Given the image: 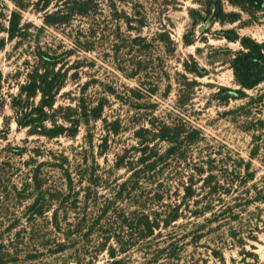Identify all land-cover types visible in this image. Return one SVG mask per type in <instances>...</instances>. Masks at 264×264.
<instances>
[{
    "label": "rangeland",
    "instance_id": "374dc122",
    "mask_svg": "<svg viewBox=\"0 0 264 264\" xmlns=\"http://www.w3.org/2000/svg\"><path fill=\"white\" fill-rule=\"evenodd\" d=\"M98 1L99 9L91 18L73 17L63 25L47 27L42 14L36 12L37 0H31L34 4L22 11L23 38L6 40L0 51V259L5 264H75L80 253L83 261L77 264L88 260L106 264L107 248L118 251L120 244H134L120 254L132 264H264V98L258 100L264 84L246 91L242 100L226 98L229 93L224 88H237L228 62L240 45L223 37L232 29L263 42L264 4L247 13L221 0L223 11L236 13L239 19L208 25L200 22L194 29L193 45L186 47L183 36L192 23L189 10L205 16L203 0ZM13 9L10 0H0L2 15L8 16ZM49 10H55L54 1ZM127 20H131L130 26ZM138 20H143V27ZM0 36L6 38L5 33ZM37 46L58 58V67L67 73L56 106L74 108L82 100L92 108L104 102L101 119L81 124L73 138L29 136L14 121L12 98L24 82L25 64L32 62ZM186 65H197L202 76L188 73ZM250 98L254 100L250 102ZM150 110L161 117L175 113L201 130L202 141L191 149L193 161L204 166L211 161L220 184L211 195L216 221L207 220L209 213L197 217L188 211L205 206L208 200H200L197 207L193 203L208 190L201 191L199 183L196 188L202 195L183 209L180 219L156 232L150 241H141L135 225L125 226L123 221L133 211L140 212L141 207L132 201H146L156 184L146 174L135 192L126 190L117 197L119 184L131 172L128 165L118 169L115 164L122 155L128 163L138 158L132 149L138 147L135 132L147 127ZM155 144L159 150L166 148L165 143ZM254 151L256 156L251 157ZM241 160L243 165L250 162L248 173L253 174L244 183L241 178L248 173ZM64 171L78 192L75 210L72 199H65ZM36 173L40 190L35 189ZM182 173L185 178L193 174L184 165L171 162L159 178L171 175L177 180ZM170 193L182 194L174 181ZM134 194L136 198H132ZM172 201H150L149 213L164 216L171 210L165 204L172 205ZM34 202L36 209L44 211L42 215L30 216ZM106 207L109 211L101 217ZM55 209L60 218L68 212L62 221L65 231L76 225L81 229L72 235L75 247L49 256L48 240L54 234L49 220ZM90 228L93 233L88 235ZM107 237L105 250L98 251ZM148 243L150 249L145 248ZM167 244L172 246L169 250L177 249L179 258L165 254L155 261L156 249ZM33 255H38L35 262L29 259Z\"/></svg>",
    "mask_w": 264,
    "mask_h": 264
},
{
    "label": "trees",
    "instance_id": "16d2710c",
    "mask_svg": "<svg viewBox=\"0 0 264 264\" xmlns=\"http://www.w3.org/2000/svg\"><path fill=\"white\" fill-rule=\"evenodd\" d=\"M14 9L9 11L8 16L0 13V34L5 33L6 38L0 36V51L4 48L6 40L13 41L17 38H23V28L21 26L22 11H26L31 3V0H10ZM55 2V10H49L52 2ZM205 6L202 16L198 10L190 9L189 15L192 20L191 30L183 36V44L188 47L194 43V29L200 22L209 23H233L239 19L236 13H225L221 7V0H203ZM232 6L240 10L250 13L259 10L264 4V0H226ZM36 12L42 14V23L47 27H55L68 23L73 17L91 18L99 9L98 0H37ZM6 22V24H5ZM130 26L131 20L126 21ZM138 26L143 27V20L137 21ZM224 39L228 42H238L240 49L231 55L229 59V67L232 71L233 81L236 89L231 90L224 88L229 94L226 98H234L242 100L247 97L246 91L254 90L261 84H264V41L258 42L248 36H240L235 30H227L223 33ZM58 58L48 54L41 47L37 46L32 55V62L27 61L25 64L24 82L18 86L16 96L12 98L10 108L14 113V121L19 128L27 130L29 136H43L48 139L58 137L73 138L77 135L81 124H87L90 120H100L104 109V102L101 101L96 106L90 108L80 100L74 108L70 106H56V98L59 92L63 89L67 77L66 71H63L59 65ZM186 71L196 77H201L202 73L197 65L187 66ZM187 86L190 84L186 83ZM231 94V95H230ZM264 98V94L259 97V101ZM250 98V102L253 101ZM249 104V102L247 103ZM184 104L179 103L182 107ZM154 109V106H150ZM141 109V108H140ZM245 109V106L240 107ZM249 113V112H247ZM147 117V116H145ZM149 117L146 118L147 127H141L135 132V138L138 141V147H133L134 152L139 156L135 161L125 162L126 155H122L115 164V167L120 169L128 165L131 172L127 181L119 184L116 196L121 197L126 190L135 192L139 183V179L146 176L150 181L156 184V188L152 191V196L147 195V200L140 203L132 201L140 206V212L133 211L132 217H125L123 224L125 226L135 225L138 229L139 240L150 241L153 235L161 230L169 228L174 222L178 221L182 216L183 209H188V204L195 198L201 196L196 185L201 183L199 188L201 191L208 190L204 195L193 202L196 207L202 199H208L205 206L188 210L191 214L197 217H202L206 213L210 214L207 218L209 222L216 221V213L211 204V195L219 188V176L213 174L216 169L212 167V162H207V166L196 164L193 161L191 149L196 147L202 141V132L197 128H193L188 121L175 113L167 112L165 117L155 115L151 110ZM60 121V122H59ZM117 133V130H114ZM155 141L165 143L166 148L159 150ZM257 152H251V157H255ZM171 162L177 166L184 165L185 168L192 171L193 174L187 178L182 173L177 180L167 175V178H159L163 171L171 165ZM241 165L247 171L250 167V162ZM139 168V169H136ZM182 170V169H181ZM177 168L174 169V172ZM66 180L68 193L65 199L71 198V206L75 210L78 200V192H74L72 186L73 181L67 171ZM141 173L145 175L140 176ZM253 174L247 175L246 178H241V182L250 181ZM35 189L40 190L42 184L37 180V173L33 177ZM165 184H163V180ZM168 180H171L168 182ZM182 190L181 196H176L170 193L172 182ZM178 195V194H177ZM53 197V196H51ZM57 198L56 194L54 196ZM53 197V198H54ZM151 197V198H149ZM132 198H136L135 194ZM172 201V205L165 204V207L171 210L162 216V212L152 211L149 213V202L163 204L164 201ZM176 201V202H175ZM37 204L34 202L29 209L30 216H39L44 213L42 209H36ZM70 209V211H74ZM109 211L106 207L102 211V216H105ZM129 215V214H128ZM68 212H64L63 218L58 217L57 209L51 213L50 224L54 232L53 236L48 240L47 253L49 256H56L65 253L67 250L75 247V237L72 235L80 231V225L74 226L71 231H65L62 227V221H66ZM92 228L87 230V234L93 233ZM58 236L61 238L58 239ZM155 236V235H154ZM108 237L99 246L98 251H104L108 244ZM117 243V242H116ZM121 243V242H118ZM117 251L113 247L107 248L109 260L106 264H132L129 259L120 257V254H125L129 247L134 244L121 246ZM152 245L149 243L145 247L150 249ZM172 246L169 244L156 249L155 261L163 257L165 254L171 258L178 257L179 253L176 248L169 250ZM181 246L179 247V251ZM74 258V263H82L83 258L79 256ZM38 255L30 256V261L35 262ZM0 264H5V260L0 259ZM84 264H92V260H88ZM139 264H151L150 262Z\"/></svg>",
    "mask_w": 264,
    "mask_h": 264
}]
</instances>
